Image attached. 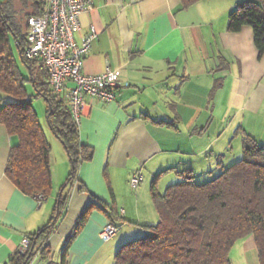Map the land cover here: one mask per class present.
Segmentation results:
<instances>
[{
  "label": "crops",
  "instance_id": "obj_1",
  "mask_svg": "<svg viewBox=\"0 0 264 264\" xmlns=\"http://www.w3.org/2000/svg\"><path fill=\"white\" fill-rule=\"evenodd\" d=\"M239 1L199 0L183 7L181 0H93L80 16L78 42L91 26L99 32L83 72L95 75L110 68L122 86L111 101L85 98L78 129L81 143L94 150L93 158L81 163L64 191L67 210L48 238V257L38 254L29 264H103L112 242L117 248L137 237L139 227L156 223L154 177L160 174L161 192L178 181L176 171L182 165H189L196 176L203 171V179L213 178L225 168L223 151L242 149L243 132L264 146V54L259 55L251 26L236 32L228 28L229 14ZM16 29L24 38L27 25ZM16 60L31 78L30 67ZM39 65L34 63L33 73L45 82ZM61 97L68 100L67 91ZM5 101L0 92V111ZM206 130L211 133L208 142ZM224 133L229 138L222 143ZM53 138L60 150L58 159L50 154L53 190L39 204L5 173L18 140L0 122V264L53 215L72 169L63 144ZM138 170L143 180L131 191L129 179ZM165 177L169 182L161 187ZM109 208L123 220L116 224V235L104 241L100 233L110 223L105 215ZM85 211L83 226L63 255ZM251 247L258 256L255 241Z\"/></svg>",
  "mask_w": 264,
  "mask_h": 264
},
{
  "label": "trees",
  "instance_id": "obj_2",
  "mask_svg": "<svg viewBox=\"0 0 264 264\" xmlns=\"http://www.w3.org/2000/svg\"><path fill=\"white\" fill-rule=\"evenodd\" d=\"M197 1L181 0L183 7ZM45 2L0 0V92L6 100L0 111V122L18 140L11 148L5 173L28 195H51V146L32 106L26 81L34 83L36 95L46 100L48 125L62 142L72 169L47 225L30 235L27 249L17 251L5 264H29L38 254L48 257V238L57 230L67 210L68 194L64 191L76 179L81 163L90 161L94 155V150L80 141L69 101L51 89L44 64L24 55L26 34L22 30L25 35L22 38L16 27H21L22 20L25 19L27 25L30 16L42 14ZM245 25L252 27L255 46L259 55H263L264 0H243L229 14L230 31H239ZM13 42L20 51L22 63L30 67L31 78L21 72L13 53ZM37 62L45 82L44 79L39 82L33 73V65ZM241 136V158L214 178L199 182L192 169L176 171L178 181L161 192L160 174L154 177L151 198L158 222L144 226L151 229L150 234L122 244L114 264H233L232 248L237 241L250 236L255 241L259 264H264V146L245 132ZM114 209L105 210V215L111 223L117 224L123 217ZM88 211L79 218L63 255L80 232Z\"/></svg>",
  "mask_w": 264,
  "mask_h": 264
},
{
  "label": "built area",
  "instance_id": "obj_3",
  "mask_svg": "<svg viewBox=\"0 0 264 264\" xmlns=\"http://www.w3.org/2000/svg\"><path fill=\"white\" fill-rule=\"evenodd\" d=\"M92 3L93 0H46L44 12L27 20L24 55L44 64L49 85L56 95L61 96L67 91L70 110L77 125L87 96L103 102L111 101L115 99V90L122 86L121 80L110 68L95 75L83 72L85 59L99 32L91 26L80 42L76 40V33L81 29L80 16L92 8ZM142 180V171L138 170L131 175L129 185L137 189ZM35 199L42 204L47 197L38 193ZM118 230L119 227L110 222L100 236L109 241ZM29 243V239L25 238L21 250L25 251Z\"/></svg>",
  "mask_w": 264,
  "mask_h": 264
},
{
  "label": "rangeland",
  "instance_id": "obj_4",
  "mask_svg": "<svg viewBox=\"0 0 264 264\" xmlns=\"http://www.w3.org/2000/svg\"><path fill=\"white\" fill-rule=\"evenodd\" d=\"M242 1L243 0H240L239 2H242ZM25 21H26L25 19L21 21V24L23 26L26 25ZM12 47H13V53H14L15 57L19 60V58H20L19 51H18V48L14 42H13ZM19 65H20V69L24 72V74H26V70H25L24 66L22 64H19ZM25 86H26V89H27L29 95L32 97V106H33L34 110L36 111V113L39 117V121H40V123L44 129V132L47 133L46 138H47V140L51 146V152H50L51 158H52V160H54L56 158L58 159L59 154H60L59 146L58 147L55 146L52 139H54L53 137H55V139H57L56 142L61 143V145H62V142L58 138H56V136L52 133V131L50 130V127L48 125V121L46 118V110H47L46 100L41 96H36V91L34 90L31 83L27 82ZM212 134H213V132H212ZM210 135H211V133H209V131L206 130L205 140L207 142L210 140ZM227 138H229V135L227 133H224V135L222 134V136H221L222 143ZM223 154H225L224 158L222 159L223 164L225 167H227L230 164L236 162L237 160H239L241 158L242 149L239 150L236 147V149L233 150V149L229 148V149L223 151ZM198 164H199V162H198ZM187 166H189V165H185V166L182 165L180 168V171L187 169L188 168ZM196 172L198 174L197 175V181L205 182L206 180H209L207 178L203 179V177H202L203 171L202 172L196 171ZM168 182H167V179L165 177L161 181L160 186L162 187L163 184L164 185L168 184ZM170 182H172V181H170ZM130 188L131 187H129V190L132 189V188L131 189ZM160 190L162 191L163 189H160ZM157 222H158V219H157L156 223ZM138 229L140 230V232L136 231V233L139 234L138 236H144V234L146 235V234L151 233V229L143 227V226L139 227ZM114 241H116V240H114ZM253 241H254V239L252 236L245 238L243 240L237 241V243L232 248L231 253H230V258H231L233 264H259V260L257 261L258 256L255 255L254 249H253V247H251V243H253ZM122 242L123 243H120L117 248L115 247V243L112 242V244H110L105 249V260H104L103 264H114L115 263L116 252L119 250V248L122 246V244H124L125 241H122ZM115 248H116V250H115Z\"/></svg>",
  "mask_w": 264,
  "mask_h": 264
}]
</instances>
